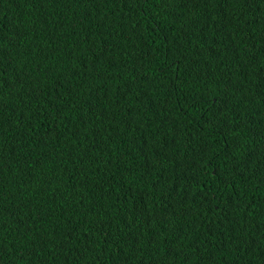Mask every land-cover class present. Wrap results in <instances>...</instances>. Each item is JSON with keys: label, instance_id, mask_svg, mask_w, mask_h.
<instances>
[{"label": "trees", "instance_id": "1", "mask_svg": "<svg viewBox=\"0 0 264 264\" xmlns=\"http://www.w3.org/2000/svg\"><path fill=\"white\" fill-rule=\"evenodd\" d=\"M0 264H264V0H0Z\"/></svg>", "mask_w": 264, "mask_h": 264}]
</instances>
